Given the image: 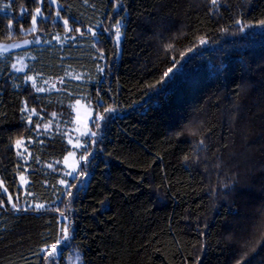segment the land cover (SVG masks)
Listing matches in <instances>:
<instances>
[{
	"label": "trees",
	"instance_id": "obj_1",
	"mask_svg": "<svg viewBox=\"0 0 264 264\" xmlns=\"http://www.w3.org/2000/svg\"><path fill=\"white\" fill-rule=\"evenodd\" d=\"M262 22L264 0H0V41L42 40L25 73L0 58V264H264ZM77 100L102 117L78 187Z\"/></svg>",
	"mask_w": 264,
	"mask_h": 264
},
{
	"label": "rangeland",
	"instance_id": "obj_2",
	"mask_svg": "<svg viewBox=\"0 0 264 264\" xmlns=\"http://www.w3.org/2000/svg\"><path fill=\"white\" fill-rule=\"evenodd\" d=\"M122 38V32L120 31L119 39L115 37V43L120 48V41ZM42 44V40L39 36H28L17 40L10 41H0V58H4L8 55L12 56V60L10 61L11 71L14 73H25L27 70L28 60L32 57L30 53V48L32 46H38ZM26 81H28L32 86H37L40 90H51L59 87L58 81L48 80L38 77L33 73H27L25 75ZM73 112L74 119L71 122V126L67 127V141L72 147V151L66 158L63 160L62 164L64 165V170H60V173L63 175L62 184L67 185L71 179L77 180L78 184H81V180L83 177L87 178L88 174L84 168H81L82 160L86 162V157L77 158L76 154L78 151H82L84 137L95 138L98 135L99 125L98 121L101 120V115L96 114L94 112V108L92 105L87 104L82 101H76L73 103ZM94 133V135H93ZM75 151H77L75 153ZM84 164V163H83ZM27 179L25 174H20L19 183L21 186L25 185ZM77 190V188H75ZM16 204L17 206L21 205L20 203H11ZM66 237V236H65ZM65 239H60L57 247V252L53 255V257H58L62 253V248L65 245ZM49 252L52 251L50 248ZM48 252V253H49ZM70 256V255H69ZM73 260V263L77 262V257H70Z\"/></svg>",
	"mask_w": 264,
	"mask_h": 264
},
{
	"label": "snow or ice",
	"instance_id": "obj_3",
	"mask_svg": "<svg viewBox=\"0 0 264 264\" xmlns=\"http://www.w3.org/2000/svg\"><path fill=\"white\" fill-rule=\"evenodd\" d=\"M213 3H215V0H213ZM36 12H37V14H39V13H40V9L37 8V9H36ZM33 23H35V17H33ZM237 23H239V21H238ZM262 23H264V22H262ZM65 24H67V21H65ZM119 36H120V29H119V27H117V28H116V37H117V40L119 39ZM200 42L203 44L205 41H204L203 39H201ZM171 72H172V69L169 68L168 71H167L164 75H165V76H168L169 73H171ZM105 111H112V110H111V109H105ZM93 135H94V133H93ZM19 143H20V141H17V144H19ZM9 199H11V198H9ZM12 207H13V208H16V204H13ZM37 207H43V206H42V205H37ZM16 210L19 211L20 209L17 208ZM62 231H63L64 233H67V231H68L67 226H65V227L62 229ZM51 249H52V251L49 252V257L53 256V255L58 251L55 243L51 246Z\"/></svg>",
	"mask_w": 264,
	"mask_h": 264
}]
</instances>
